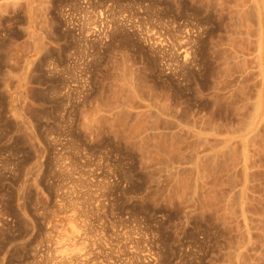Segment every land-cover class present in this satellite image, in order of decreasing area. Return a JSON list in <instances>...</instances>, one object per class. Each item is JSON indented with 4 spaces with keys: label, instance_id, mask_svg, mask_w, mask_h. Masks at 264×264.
<instances>
[{
    "label": "rangeland",
    "instance_id": "1",
    "mask_svg": "<svg viewBox=\"0 0 264 264\" xmlns=\"http://www.w3.org/2000/svg\"><path fill=\"white\" fill-rule=\"evenodd\" d=\"M209 1L0 0V264H264L263 147L244 175L197 134L256 85Z\"/></svg>",
    "mask_w": 264,
    "mask_h": 264
},
{
    "label": "bare ground",
    "instance_id": "2",
    "mask_svg": "<svg viewBox=\"0 0 264 264\" xmlns=\"http://www.w3.org/2000/svg\"><path fill=\"white\" fill-rule=\"evenodd\" d=\"M205 1H207L208 2V0H204V3H206ZM216 1V0H215ZM214 1V5H215V3L216 2H219V1H216L215 2ZM222 1V0H221ZM212 2V4H213V0L211 1H209V3H211ZM223 2H225V0H223ZM223 2H221L222 4H223ZM228 2V4L229 3H231V9H229V14H231V17H229V19H232V23L231 24H234V26L236 27H239V28H241V29H243L244 31H238L240 34L238 35V32H237V36H242V34H244L245 35V37H243V38H245L246 39V41H248L250 44H252V48H250V51L249 50H247L246 49V46H248L249 45V43H248V45H246L245 46V44H246V42L244 43L243 42V39L242 38H240L241 40H242V42L244 43L243 45L244 46H242L243 48L245 47V51L246 52H243V50H241V48L239 47V49H237L238 47L237 46H241L240 44L242 43V42H240V40H239V38L237 39L236 38V34H233V31H234V27H232L231 29V31H232V33L230 32V34L228 33H226L229 37H226V38H229L228 40H230V38H236L237 39V41L239 42V44H237L236 45V43H238L237 41H236V39H234L233 40V42H235V46H236V48H235V46H234V48H233V44L231 43L232 42V40H230V41H227V39H226V41H227V43L229 42V48L227 47V51H225V50H223V51H225L227 54H228V51H229V53H231V51L232 50H228V49H230V44L232 45L231 47L234 49L233 51H234V54H232V55H234V56H232L233 58L231 59L230 58V60L228 59L229 57H231V55L230 56H228V55H226V54H223V61H224V58L225 59H227L228 61H232V63H234V64H238L237 66H240L238 69H240L242 66H241V63H242V65L244 66L245 64H247V66H244L245 68H246V71L244 70V69H242V68H244V67H242L241 68V70H244V73L245 74H247V75H249L250 74V76L252 75V77L254 76V79L252 78H250V81L251 80H255L256 81V85L254 84L255 82H253V84H254V86H255V91H254V93L251 95V96H249V97H251L250 99H247V98H249V97H247L248 95L246 94V95H244V93H242L243 94V96H244V98L246 97V102H247V104H246V102H245V106L246 105H248V110L246 109V107H245V113H243L242 112V108H244V106H243V104H242V101H241V104L239 103V105H241L240 107H241V112H242V114H240V115H237V113H238V111H240L239 110V106L237 107H235V109L237 108V110H234V111H236L235 113H236V115L238 116V118H239V116H240V118H239V120L238 119H236V120H238L239 121V123L237 124V122L238 121H235L236 122V124H231V125H233L232 127V129H229L228 130V128L230 127V125L227 127V129H226V133L224 134V132H225V129H224V131H222L223 132V134H222V132H220V130L217 128V125H215L214 127H216L218 130H216V128H214V131L216 130V131H218L217 133H221V135H220V133H219V135H215L214 133H216V132H213V134H209L210 136H208L206 133H209V131L207 132V128H204L206 131H204V129H203V131H202V133L201 132H199V133H197L198 135H200V136H198V137H202V139L200 138V140H202L203 141V145H205L204 143V141H206L207 143H208V141L206 140L207 138H212L213 139V141H212V139L210 138V140L212 141V142H214V140L215 141H217L216 142V144H218L217 146L219 147L218 148V150H217V152L219 153V154H217V152H215V150L212 148V145L214 146V144H212V142L210 143H208V145L206 146L207 148H208V146H209V144H212L211 146H210V148H208V149H210L211 150V148H212V151H210V150H208V152L207 151H204V153H209L208 154V158H210L211 159V156L213 157H215V156H217V155H219V156H217L218 158L220 157V154H222V155H227L225 158H227V159H230V158H228V156H230V157H232V160L234 161V159L233 158H237L238 159V161H237V163H234V162H229V160H227V161H225V162H227L228 164H230V163H232L233 165L234 164H238V166H236V167H238V168H236L235 166H234V169L236 168V169H239L241 172H243V174L244 175H248V173H246V172H248L250 169H252L253 167H252V164L254 163V160H253V156H254V158H255V155H256V157H257V154L255 153V155H253L254 154V151H259V152H263L264 151V146H263V142H264V0H228L227 1ZM208 3V4H209ZM212 4H209V6L210 5H212ZM216 4H218V3H216ZM225 4H227L226 2H225ZM225 4H223V5H225ZM227 4V5H228ZM206 6H207V4H205ZM219 5H221L220 3H219ZM223 5H221V6H223ZM226 5V6H227ZM227 6V8H229L230 6ZM218 5H216V6H214L215 8L217 7ZM221 6H219V8L221 7ZM211 7H213V5L211 6ZM223 7H225V6H223ZM218 8V7H217ZM226 8V7H225ZM225 8H222V9H225ZM209 9V8H208ZM212 10H213V8H211ZM204 10V9H203ZM205 10H206V7H205ZM227 10V12H226V14L228 13V9H226ZM215 11V10H214ZM217 11H219V9H217ZM219 13H221L220 11H219ZM229 14H227V15H229ZM220 16V15H219ZM230 16V15H229ZM228 19V20H229ZM227 20V21H228ZM229 25V24H228ZM229 27V26H228ZM231 27V26H230ZM229 27V28H230ZM250 30V31H249ZM236 31V30H235ZM248 31L250 32V33H248ZM235 33V32H234ZM231 34H233V35H231ZM226 35V36H227ZM232 37H231V36ZM235 36V37H234ZM244 39V40H245ZM248 47H250V46H248ZM226 48V47H225ZM220 52V51H219ZM233 53V52H232ZM226 55V56H225ZM220 56V55H219ZM228 56V57H227ZM221 57H222V54H221ZM228 61L226 62V60H225V63H227L228 64V66L229 65H231V66H227V68H228V70H229V68L231 67V69H232V67H234V65L232 66V63H228ZM240 63V64H239ZM224 64V63H223ZM236 66V65H235ZM236 66V67H237ZM226 68V67H225ZM234 69V68H233ZM232 69V70H233ZM236 69V68H235ZM235 69H234V71H235ZM238 69H236V70H238ZM226 70V69H225ZM234 71H230V72H232V73H234ZM236 72V77L238 78V79H235V81H237V80H240L241 81V79H240V77H242L243 78V71H242V74L240 73L241 71H235ZM237 73H238V75H237ZM240 73V74H239ZM230 77V76H229ZM235 77V78H236ZM244 77H246V75H244ZM246 78H248V77H246ZM246 78H244V80H246V81H248ZM230 79V78H229ZM245 81V82H246ZM243 82V81H242ZM237 83H238V86H239V84H241V86H242V83H239V81H237ZM244 83V82H243ZM248 83V82H247ZM231 84L233 85V83L231 82ZM235 84H236V82H235ZM237 85V84H236ZM252 85V84H251ZM240 86V87H241ZM253 86V85H252ZM253 86V87H254ZM229 87V86H228ZM233 87H234V85H233ZM233 87H232V89H233ZM237 87V86H236ZM235 87V88H236ZM250 88V87H249ZM232 89L231 88H229V90L230 91H232ZM238 88H236L235 90H237ZM242 89V88H241ZM240 89V90H241ZM253 89V90H254ZM216 90V89H215ZM234 90V91H235ZM249 91H251V90H249ZM248 91V92H249ZM237 92V91H236ZM241 92V91H240ZM227 93V92H226ZM225 94V93H224ZM228 94H229V92H228ZM241 94V93H240ZM251 94V93H250ZM227 95V94H226ZM226 95H224V96H226ZM231 96V95H230ZM242 96V95H241ZM227 97V96H226ZM229 97V96H228ZM235 97V96H234ZM233 97V98H234ZM230 98H232V97H230ZM240 100H242V98L240 99ZM248 100V101H247ZM232 101V100H231ZM243 102H244V100H243ZM238 103V102H237ZM243 106V107H242ZM158 108V107H157ZM233 108H234V106H233ZM149 109V108H148ZM115 110V109H114ZM247 110V111H246ZM109 112V111H108ZM116 114V113H115ZM234 114V113H233ZM235 115V116H236ZM157 116V115H156ZM162 116V115H161ZM166 116V115H165ZM172 117V116H171ZM234 117V116H233ZM235 118V117H234ZM237 118V117H236ZM172 121V120H171ZM234 121V120H233ZM234 122V123H235ZM215 123V122H214ZM213 123V124H214ZM200 124V123H199ZM230 124V123H229ZM209 125H211V124H209ZM226 125V124H225ZM237 125V126H236ZM179 126V125H178ZM204 126V125H203ZM234 126H236V127H234ZM180 127V126H179ZM211 127H212V125H211ZM211 127L210 128H208L209 130L211 129ZM220 127V126H219ZM137 129V128H136ZM139 129V128H138ZM196 129V128H195ZM150 130V129H149ZM165 130V129H164ZM170 130V129H169ZM211 130H213V129H211ZM151 131H152V133L155 135L156 133H154V131H153V129H151ZM188 131V130H187ZM150 132V131H149ZM156 132V131H155ZM159 132V131H158ZM161 132H163V134L165 133L164 131H162L161 130ZM170 132V131H169ZM191 132V131H190ZM203 132H206L205 134L203 133ZM211 132V131H210ZM151 133V132H150ZM149 133V134H150ZM160 133V132H159ZM158 133V134H159ZM195 133V132H194ZM194 133H193V135H194ZM143 134V133H142ZM146 135H147V132L145 133ZM163 134H161L160 133V135H161V137H162V135ZM167 134V133H166ZM172 134V133H171ZM202 134H203V136H202ZM152 135V134H151ZM154 135H152L153 137H154ZM160 135L158 136V137H160ZM195 135H196V133H195ZM194 135V136H195ZM145 136V135H144ZM150 136V135H149ZM156 136V135H155ZM141 137V136H140ZM140 137H139V139H140ZM151 137V136H150ZM153 137H151L150 139L151 140H153ZM157 137V136H156ZM157 137V138H158ZM161 137L159 138L160 140H161ZM165 139H167L166 138V135L164 134V136H163ZM196 137V139H198V137L197 136H195ZM141 138H144V137H141ZM145 138H149L148 136H145ZM155 138V137H154ZM157 138H156V140H157ZM157 140V141H159V143H160V140ZM169 139V138H168ZM145 140V139H144ZM155 140V139H154ZM154 140H153V142H154ZM155 140V141H156ZM170 140H172V138H170ZM170 140H168V141H170ZM209 140V139H208ZM209 140V141H210ZM133 141V140H132ZM143 141V140H142ZM146 141V140H145ZM149 141V140H148ZM156 141V142H157ZM144 142V141H143ZM147 142V141H146ZM151 142V141H150ZM153 142H151V143H153ZM155 142V143H156ZM176 142V141H175ZM201 142V141H200ZM148 143V142H147ZM154 143V144H155ZM158 143V142H157ZM156 143V144H157ZM163 144H164V142H162ZM161 143V144H162ZM143 144H146V143H143ZM154 144H151V145H154ZM155 144V146H153L154 147V149H156V152H158V150H159V146L157 147V148H155L157 145ZM160 144V145H161ZM215 144V145H216ZM149 145H150V143H149ZM149 145H144V146H146V148H147V146L149 147ZM150 145V146H151ZM159 145V144H158ZM169 145H171V144H169ZM203 145H202V147H203ZM255 145H257V146H255ZM262 145V146H261ZM175 146V144L173 145V147ZM204 146V147H205ZM254 146H255V149H254ZM260 146V147H259ZM161 147V149H162V146H160ZM168 147V146H167ZM172 147V148H173ZM263 147V148H262ZM166 150H167V148L166 147H164ZM163 148V149H164ZM169 148V147H168ZM193 148H195V146L193 147ZM200 148V147H199ZM214 148H215V146H214ZM256 148L258 149V148H262L261 150H263V151H260L259 149L258 150H256ZM164 149V151H166ZM174 149V148H173ZM202 149V148H201ZM142 150V149H141ZM175 150V149H174ZM197 150V149H196ZM202 150H204V149H202ZM153 151V150H152ZM168 151V150H167ZM170 151H171V149H170ZM154 152H155V150H154ZM160 152H161V155L163 154L162 152H163V150H161V151H159L158 153L160 154ZM193 152H195V151H193ZM197 153H195V154H198L199 152L198 151H196ZM200 152H201V150H200ZM203 152V151H202ZM211 152V153H210ZM171 153V152H170ZM207 153L206 154H198V156L199 157H204V158H206L205 157V155H207ZM258 153V152H257ZM150 154V153H149ZM166 154V153H165ZM212 154V155H211ZM214 154V155H213ZM216 154V155H215ZM260 154V153H259ZM258 154V155H259ZM158 155V154H157ZM164 155V154H163ZM209 155H211L210 157H209ZM261 155V154H260ZM264 155V154H263ZM262 155V156H263ZM147 156V155H146ZM191 156V155H190ZM196 156V155H195ZM195 156H194V158H195ZM199 157H197V160H198V158ZM202 157H201V159H202ZM156 158V157H155ZM168 158V157H167ZM208 158H206V159H208ZM220 158H222V156L220 157ZM259 158V157H258ZM257 158V159H258ZM260 158H262V157H260ZM192 159V158H191ZM190 159V160H191ZM206 159H203L202 161H204V160H206ZM216 159V158H215ZM255 160V161H259V160ZM193 160V159H192ZM213 160H214V158H212V161H210V162H212L213 164H215L214 162H213ZM217 160V159H216ZM157 162H158V160H156ZM155 161V162H156ZM201 160H200V158H199V161L197 162V161H191V163H196V164H198L199 166L200 165H202L201 164V162H200ZM230 161H231V159H230ZM260 161H261V159H260ZM262 161H263V159H262ZM261 161V162H262ZM189 162V161H188ZM221 162H222V160H221ZM261 162H258V165L261 163ZM164 163H166V162H164ZM190 163V162H189ZM263 163V162H262ZM170 164H171V162H170ZM255 164H256V162L254 163V166H255ZM258 165H256V166H258ZM262 165V164H261ZM177 166V165H176ZM174 167V168H177V167ZM195 166V164L193 165V167ZM209 166V165H208ZM224 166V165H223ZM231 166V165H230ZM189 167H191V166H189ZM198 167V166H197ZM205 167V166H204ZM224 167H226L227 168V166H224ZM249 167H250V169H249ZM252 167V168H251ZM173 168V169H174ZM188 168V167H187ZM259 168H261V167H259ZM171 169H172V167H171ZM172 169V170H173ZM195 169L196 170H198L197 168H196V166H195ZM247 169H249V170H247ZM263 169V168H262ZM261 169V170H262ZM179 170V169H178ZM260 170V171H261ZM253 172V171H252ZM257 172V171H256ZM203 173V172H202ZM201 173V174H202ZM249 173H251V172H249ZM242 174V173H241ZM252 174V173H251ZM263 174H264V171H263ZM176 175V174H175ZM217 175V174H216ZM253 175V174H252ZM242 176V175H241ZM257 176V175H256ZM235 177H236V175H235ZM238 177V176H237ZM236 177V178H237ZM240 177V176H239ZM238 177V178H239ZM251 177V176H250ZM249 177V178H250ZM233 178V177H232ZM238 178H237V180H238ZM245 178V177H244ZM256 178V177H255ZM263 178V179H262ZM261 179L262 180H264V177H262ZM240 179H242V178H240ZM239 179V180H240ZM245 180V179H244ZM243 179H242V181H241V184L243 183V181H244ZM251 180H253V178L251 179ZM255 180V179H254ZM253 180V181H254ZM258 180V179H257ZM235 181V180H234ZM261 181V180H260ZM237 182H240V181H237ZM248 182V181H247ZM246 183V182H245ZM238 184V183H237ZM236 184V185H237ZM241 184L239 185V187L241 186ZM244 184V183H243ZM242 184V187L239 189L238 188V191L236 190V188L237 187H235V190L234 191H237V192H235V197L237 198L235 201H237L236 203H237V205H239L238 207H242L241 209L243 210V205H242V203L243 204H246V203H244L247 199H248V197H249V202H247V203H250V201L252 200V192H250V193H252L251 194V196H249V194H247L248 195V197H247V199H245V200H243V198H240L243 194L245 195L246 193H248L250 190H248V192H247V190H244V188L246 187V184H245V187H244V185ZM249 185H250V182L248 183ZM247 184V185H248ZM235 186V185H234ZM263 186V185H262ZM260 187V186H259ZM247 188V187H246ZM245 188V189H246ZM248 188H249V186H248ZM261 188V187H260ZM263 188H264V186H263ZM262 188V190H264ZM262 190L260 189V191L262 192ZM231 191V190H230ZM243 191H245L244 193H243ZM255 191H256V189H255ZM258 192V191H257ZM256 192V193H257ZM264 192V191H263ZM233 193V192H232ZM239 193H241V194H239V197L237 196ZM255 193V194H256ZM260 193V192H259ZM255 194H253V196L255 195ZM244 195H243V197H244ZM235 197H234V199H235ZM245 197V198H246ZM256 197V196H255ZM251 198V199H250ZM254 198V197H253ZM238 199H241L242 201L240 202L241 203V205L242 206H240V204H239V202H238ZM240 201V200H239ZM253 201V200H252ZM261 202V201H260ZM226 203H228V202H226ZM227 205V204H226ZM225 205V206H226ZM247 205V204H246ZM246 205H244V208L246 207ZM239 209V208H238ZM240 210V209H239ZM242 210H240L241 211V213H242ZM223 212V211H222ZM245 212V211H244ZM247 212V211H246ZM220 213V212H219ZM239 213V212H238ZM248 213V212H247ZM222 214V213H221ZM241 215V214H240ZM242 217V216H241ZM246 217H247V215H246ZM243 218V217H242ZM243 220V219H242ZM247 220V219H246ZM249 223V222H248ZM73 229V228H72ZM74 230V229H73ZM73 230H71V233H73L74 231ZM73 231V232H72ZM77 233V232H76ZM65 235H67V233H65ZM69 235V234H68ZM70 235H72V234H70ZM66 236V238L67 237H71V236ZM76 235V234H75ZM68 239H70V238H68ZM72 247V246H71ZM78 247V246H77ZM80 247V246H79ZM81 248V247H80ZM79 249V248H78ZM63 251V250H62ZM75 251V250H74ZM74 253V255H77L78 253L77 252H73V249L72 250H70V253ZM71 253V254H72ZM238 255V254H237ZM241 255V254H240ZM62 257H64V256H62ZM71 257H73V256H71ZM238 258V257H237ZM239 259H241V258H239ZM243 260H245V259H242V261ZM240 261V260H239ZM241 261V262H242ZM245 262V261H244ZM236 263V262H235ZM240 263V262H239Z\"/></svg>",
    "mask_w": 264,
    "mask_h": 264
}]
</instances>
